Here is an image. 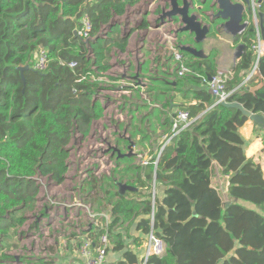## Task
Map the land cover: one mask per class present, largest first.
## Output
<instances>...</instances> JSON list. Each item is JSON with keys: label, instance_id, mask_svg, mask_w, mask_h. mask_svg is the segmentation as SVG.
Wrapping results in <instances>:
<instances>
[{"label": "trees", "instance_id": "obj_1", "mask_svg": "<svg viewBox=\"0 0 264 264\" xmlns=\"http://www.w3.org/2000/svg\"><path fill=\"white\" fill-rule=\"evenodd\" d=\"M134 2L0 0V238H15L26 212L35 207L38 188L33 177L40 172L62 183L74 132L89 134L93 121L103 115V106L93 100L100 86L93 79V67L110 69L112 49L125 50L127 41L120 36V26L112 24L106 38L89 40L88 51L78 34L84 15L91 19L93 38ZM255 33L245 37L242 56L227 84L230 101L264 115V86L252 91L243 84L254 67ZM41 47L50 52L46 71L33 68ZM71 60L78 62L74 69L67 64ZM211 64L209 59L203 65L192 64L197 72L191 79L197 102L184 107L191 123L170 140L158 161L137 165L135 182L128 181L150 188L155 176L165 187L164 196L154 202L153 192L109 191L117 196L112 201L113 219L106 227L93 226L89 231L94 247L108 234V254L120 255L108 264L140 263L144 258L137 248L152 232L164 238L166 252L148 256L146 264H264V172L246 154L240 128L249 118L238 108L216 103L204 82L205 76L217 73ZM26 65L31 68L22 70ZM258 70L264 77V56ZM262 81L258 78L250 86ZM173 101L174 96L165 107ZM173 116L164 121L166 135L172 131ZM214 163L230 178V203L224 204L213 186ZM125 222H136L139 234L124 235L118 227ZM10 257L15 258L0 253V258Z\"/></svg>", "mask_w": 264, "mask_h": 264}, {"label": "rangeland", "instance_id": "obj_2", "mask_svg": "<svg viewBox=\"0 0 264 264\" xmlns=\"http://www.w3.org/2000/svg\"><path fill=\"white\" fill-rule=\"evenodd\" d=\"M111 25L112 23L103 25L101 34L106 36ZM84 41L89 51L90 41L86 39ZM114 52L116 54V49ZM88 53L93 57L91 51ZM184 61L190 65V62ZM118 71L116 70L117 74ZM108 95V92L100 91L98 97L106 100ZM151 95L148 94L149 99H153ZM111 96L114 98L113 95ZM113 102L115 104H112V101L111 104L108 103L105 116L95 121V127L89 134L74 132L67 146L70 153L67 159L69 168L62 183L57 182L51 175H43L40 172L33 177L38 188L36 205L26 212V221L19 228L15 238L5 236L0 238V253L15 257L0 258V264H86L81 254L86 234L95 223L106 227L113 219L112 201L117 196L112 197L109 191L115 193L119 182H135L136 166L145 165L142 163L143 159L153 161L157 157L144 154L136 144L132 156L118 158L117 153H113L112 147L122 148L124 143L129 145L127 137L133 142H138L134 131L129 133L124 129L125 125H131L129 123L132 120V111H128L125 120L119 122L117 114L122 109V103ZM165 102L162 98L156 101L160 106ZM129 108L132 109V106L126 107L127 110H130ZM180 110L182 109L176 110L175 113ZM159 112L157 111L156 114H161ZM159 130L157 139L160 138L161 142H165L162 137L165 129L159 128ZM152 134L155 136L153 129ZM145 140H148V137ZM144 144L141 142V146L144 147ZM161 149L158 145V153ZM121 151L127 153L129 150L125 148ZM214 175H216L215 171ZM214 177L216 182L220 180L218 175ZM157 185L156 181L150 188H142L141 191L144 194L153 191L152 198L155 200ZM163 195L164 191L158 189L157 197L162 198ZM125 223L123 227H126ZM118 228L122 229V227Z\"/></svg>", "mask_w": 264, "mask_h": 264}, {"label": "crops", "instance_id": "obj_3", "mask_svg": "<svg viewBox=\"0 0 264 264\" xmlns=\"http://www.w3.org/2000/svg\"><path fill=\"white\" fill-rule=\"evenodd\" d=\"M165 5L166 0L150 2L145 11L152 14L148 19H141V11L139 10V8L142 6V2L127 4L125 9L126 13L132 15V23L130 26H128V23H126V21L123 19L124 13L116 14L113 16L111 23L118 24L120 26V36L123 39H126V47L125 50H120L119 48L115 47L112 49L110 69H108L107 71L98 70L100 73H104L109 81H100V86L97 92L93 95V100L100 102L104 108L103 115L99 119L105 116L106 106L108 105V103H110V101H112V104H115L113 101H116L119 104L122 103V109L117 114V116H119V122H123L125 120V118L127 117L126 113H128V111H132V120L129 123L131 125L124 126L125 132L127 131L130 133V131H132L133 133L134 131V135L138 139V142H134V144H136L137 147H140V149L143 150L144 154L156 156H158L159 154L157 146L159 145L162 148L164 142H161L162 140L160 138L157 139L158 137L156 135L160 131L159 128L165 129L167 127L163 126L165 117H167L168 115H172L176 110L184 109L185 106L195 104L197 102L193 91L196 85H194L191 80L193 78V75L187 74L184 76H180L176 67L178 63L174 55L172 54V52H169L166 49H162L167 42L171 45V42L174 41L169 37L168 30L170 28H176V25L170 22H163L162 26H158L154 21V19L156 18V9H161ZM251 27H254L253 23L250 24L248 30L238 40L231 39L228 34L224 33L223 40L219 42L216 48H212V50L207 49L209 56H207V58L205 59H195L197 60L196 62H203L204 60L209 59L210 64L212 63L211 66H214L216 72L220 70H233L242 56L241 55L240 57H237V52L239 50L237 49L238 43L244 42L245 37L249 35L248 32H251L249 31V28ZM106 37L107 35H102L100 31L96 36L92 38V41L96 42L98 41V39ZM114 49H116L117 51L116 54L114 52ZM184 60L190 62L187 59ZM193 63L190 62V66L192 68H194L192 66ZM204 66L206 67L205 63ZM116 70H119V75L117 74ZM251 72L252 71L249 70L246 73L245 79ZM245 79L243 82H245ZM149 81L150 83H148ZM246 85L250 86L251 82L246 83ZM100 91L108 92L109 95L108 97H106V100L105 98L99 99L98 94H100ZM109 92L113 93L110 94ZM148 94L153 96V99H149ZM110 95H113L114 98H112V96L110 97ZM173 96L174 101L172 102L171 106L165 107L167 100H169ZM159 98H162L166 101L163 106H160L156 103L157 99ZM127 106H132V109L129 108L130 110H127ZM157 111H160V117H158V115L156 114ZM99 119H95L93 121L91 131L95 127V121ZM245 125L251 126L246 133L244 131ZM152 129L153 131H155V136H153L152 134ZM166 132L167 131L164 130V134L162 136L163 138L166 136ZM240 132L247 142V156L260 163L264 172V128L257 127L254 122L249 119L240 128ZM146 137H148V140H145ZM128 139L129 138L127 137V140ZM141 142L146 144V148L145 144L144 147L141 146ZM125 148L127 149L128 145L124 143V145H122V148L120 147V149L123 150ZM162 151L163 150L161 149L160 153H162ZM120 159L122 160V158ZM222 169L223 168L220 165L214 163L213 174L215 171L216 175L219 176L218 178H220V180L218 182H220L224 177ZM155 182L156 177L154 176L152 184ZM213 182L217 183L215 181V177H213ZM124 183L128 184V181H125ZM160 188L164 191L165 194V187L158 182L155 192L156 197L157 191ZM141 190L142 188L139 187L138 191L142 193ZM125 225L126 227H123V225V228L121 229L124 235L127 236L126 232H128V234H130L132 237L139 234L138 230L136 229V222H134L132 225H128V222H126ZM130 241L131 240H129V242ZM146 246L147 240L144 239L142 245L137 248L138 250L142 249L140 258H144V260H142L138 264L146 262L147 260L145 253ZM117 257H120V255L113 253L108 254L107 264L114 262Z\"/></svg>", "mask_w": 264, "mask_h": 264}, {"label": "water", "instance_id": "obj_4", "mask_svg": "<svg viewBox=\"0 0 264 264\" xmlns=\"http://www.w3.org/2000/svg\"><path fill=\"white\" fill-rule=\"evenodd\" d=\"M160 18L163 22L176 25L179 33V48L190 54L191 58H187V60L192 63L196 62L195 59L207 58L208 55L205 50L216 48L219 42L223 40L224 33L230 35L232 39L238 40L248 30L251 23L254 24V27L249 28V31L253 32L259 29L264 38V10L258 9L254 0H166V5L161 9ZM257 19H259V28L257 27ZM199 44L202 46L200 47ZM244 47V42L238 44L237 57L241 56ZM198 63L203 65L201 61ZM255 67L257 68L258 65L256 64ZM24 68H31V66L21 67L22 70ZM262 86H264V79L257 85H247L246 88L255 91ZM221 103L238 108L257 127L264 125V115L246 109L242 103L230 100ZM165 146L166 144L163 143L162 150ZM112 149L118 153V158L132 156L134 154V142L129 138V151L127 153H123L116 146ZM229 184L228 175H224L220 182H213V186L217 189L224 204L230 203L227 191ZM118 186L121 195L127 191L138 190V187L124 182H119ZM234 200L237 201L238 198L235 197ZM193 214L197 215V211H194Z\"/></svg>", "mask_w": 264, "mask_h": 264}, {"label": "built area", "instance_id": "obj_5", "mask_svg": "<svg viewBox=\"0 0 264 264\" xmlns=\"http://www.w3.org/2000/svg\"><path fill=\"white\" fill-rule=\"evenodd\" d=\"M255 5L258 7V9H261L263 6V1L259 2L258 0H254ZM83 26L78 30V34L85 40H91L92 36L90 34V31L92 30V22L89 17V15H84L83 17ZM257 19V26H258ZM252 49L255 54V62L254 64L258 65L259 60L261 57L264 56V38L261 35L260 30L258 29L256 31V36L253 39L252 42ZM176 61H177V71L180 76H184L187 74L196 75L197 72L194 68H192L190 65L186 64L185 61H183V58L176 53L174 55ZM51 62L50 58V52L49 49L46 47H41V49L38 51L36 55V60L34 62V69L39 71H46L49 69V65ZM67 64L71 68H76L78 66V62L76 60L68 61ZM254 65L252 72L247 76L245 79V84L252 82V81H258V78H263L259 74L258 67L256 68ZM93 70L95 71V75H93V79L97 81H106L108 82L109 79L104 75V73H100L98 69L94 66ZM175 70V68H174ZM234 72L233 70H220L215 75L211 77H204V82L207 83L208 88L210 89L211 93L215 96L216 103H221L223 101H229V98L232 94V91L228 89V81L233 77ZM84 78V77H83ZM83 78L79 79L81 81ZM190 118V112L188 110L182 109L174 114L173 116V128L170 134L166 135L164 137L165 144L167 145L170 140L177 135L182 129L186 128L191 122ZM160 152L158 156L156 157L157 161L160 157ZM156 161V163H157ZM150 160L143 159L142 163L147 165L149 164ZM94 227H100L103 228L102 224L95 223ZM87 236L83 240L82 248H81V254L85 260L86 264H107V256H108V247L110 246V238L108 237V234H103L101 236V242L100 245L97 247H94L93 241L89 235V233L86 234ZM166 252V241L163 237L156 235L154 232L150 233L148 240H147V246H146V259L150 255H159L162 256ZM141 264H146V262H143Z\"/></svg>", "mask_w": 264, "mask_h": 264}, {"label": "flooded vegetation", "instance_id": "obj_6", "mask_svg": "<svg viewBox=\"0 0 264 264\" xmlns=\"http://www.w3.org/2000/svg\"><path fill=\"white\" fill-rule=\"evenodd\" d=\"M155 1L157 2L158 0H138V1L134 2V3L142 2V6L139 8V10L141 11V19H144V18L148 19L149 18V16L152 13H148L145 10L148 7V5L150 4V2H155ZM161 9L157 8L156 11H155L156 18L154 19V21H155L156 25H158V26H162V24H163V20L160 18ZM260 10H262V8ZM131 17H132V15L129 14V13H126V10H125V12L123 14V19L126 21V23H128V26H130L131 23H132L131 22V20H132ZM144 23H145V21H144ZM257 27L259 28V22H258V26ZM168 34H169V37L171 39H173L174 41L171 42V45L167 42L162 49H166L167 51L172 52L173 55L178 53L183 59L191 58L190 54H188L187 52H185V51H183L182 49L179 48V38H178L179 33H178V30L176 28L175 29H171L170 28L168 30ZM230 38L232 39L231 36H230ZM199 46L201 47L202 44H199ZM233 46H234V44H233ZM207 49L212 50V48H207ZM207 49L205 50V53L209 56V53L207 52ZM237 49H239L238 46H237ZM113 153H117V152L113 151ZM117 155H118V153H117Z\"/></svg>", "mask_w": 264, "mask_h": 264}, {"label": "clouds", "instance_id": "obj_7", "mask_svg": "<svg viewBox=\"0 0 264 264\" xmlns=\"http://www.w3.org/2000/svg\"><path fill=\"white\" fill-rule=\"evenodd\" d=\"M250 127H251L250 125H245V128H244L245 133L248 131V129H249Z\"/></svg>", "mask_w": 264, "mask_h": 264}]
</instances>
